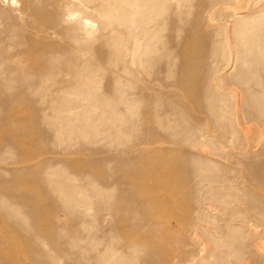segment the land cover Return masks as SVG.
Masks as SVG:
<instances>
[{
  "label": "bare ground",
  "instance_id": "6f19581e",
  "mask_svg": "<svg viewBox=\"0 0 264 264\" xmlns=\"http://www.w3.org/2000/svg\"><path fill=\"white\" fill-rule=\"evenodd\" d=\"M256 3L194 0L192 10L177 12L180 0H0V99L37 101L26 104L22 117L2 107L0 161L16 148L23 163L64 136L83 145L62 152L88 155L63 159L65 173L47 165L34 176L41 162L26 169L33 172L28 178L12 169L16 186L0 177V192L18 191L36 223L57 211L83 221L88 211L76 209L82 202L96 211L112 207L115 225H131V232L149 225L141 231V246L150 251L145 261L264 264V140L253 134L264 128V3ZM101 65L113 66L103 85ZM59 75L56 87L40 89ZM43 124L52 129L36 130ZM100 131L118 137L133 131L140 147L122 150V157L94 156L98 151L88 144ZM110 167L121 172L113 183L125 179L129 186L105 200L100 185L110 180ZM211 206H221L229 219L199 237L194 224ZM7 211L0 200L2 220ZM130 215L148 218L130 223ZM44 228L46 237L13 245L27 264H135L107 246L100 250L93 239L63 240L54 237L52 224ZM7 258L17 264L14 253L0 247V259Z\"/></svg>",
  "mask_w": 264,
  "mask_h": 264
},
{
  "label": "rangeland",
  "instance_id": "374dc122",
  "mask_svg": "<svg viewBox=\"0 0 264 264\" xmlns=\"http://www.w3.org/2000/svg\"><path fill=\"white\" fill-rule=\"evenodd\" d=\"M180 1H181V4L178 6V8H176L177 12L183 11L185 9L192 10V8H194V7H191L194 0H190L188 3L186 2L183 3L182 0ZM254 1H257V3L255 4L256 7L264 3V0H254ZM124 3L120 1L118 2V5H120L121 7V5L122 6L124 5ZM0 6L3 7V4ZM188 19H189V15H188ZM95 24L98 25V22ZM4 35H5V31L0 32V39ZM50 39L57 43L62 42L61 39L56 38V37L55 38L52 37ZM94 47L96 46L94 45ZM2 48L4 49L5 47H2ZM226 53H228V55L231 54L229 49L228 51H226ZM87 55H90V53H88ZM20 60L22 62L25 61V57L20 58ZM91 61L93 64H96V61L94 59H91ZM8 64L9 63L5 65H8ZM112 68L113 66H110L109 68H107L101 65L99 67L98 72H97V75H98L97 78L100 81L101 85H103L106 82L105 80L107 78L106 76L108 75L109 70H112ZM118 68L119 66H117L115 69L119 70ZM228 71H230L228 66L225 67L224 69H221V73H228ZM59 77L60 75L55 76L53 81H50L46 85H41L40 89L43 87L44 88L56 87V80ZM228 86H231V85L228 84ZM35 87H39V85L36 84L34 88ZM175 90L179 92L177 89ZM5 91H8V90L6 89ZM13 100L14 99H9L5 101L1 100L3 101V103H6V104H3L2 102H0V106H1L0 117H2L6 112V110L3 108H11V111L14 113L15 117H22L24 115L23 109L25 108L26 104L27 103L34 104L37 102L34 100H32L33 102L14 100L15 103L14 102L12 103ZM100 123L102 122L100 121ZM35 128L36 130H42V129L51 130L52 129V127H49L48 125H44V124L36 125ZM132 132H129L128 136L125 134L122 135L120 133L119 134V136L121 137L120 138L117 136V134H113V133L112 135H110L112 137L105 136L102 133V131H100L98 134L92 135L90 137V141H89L90 143L88 144V146L98 151L94 156L100 157V156L108 155V156H113V157H119V156L122 157V156H125L123 155L124 153L121 152L122 150H125L127 151V153L131 154V153L138 151L140 147L138 145L135 146V144L137 143V139L135 136V132L133 133ZM260 133H264V128H258L253 131V134L256 137V139L259 137V139H261L262 141L264 140V135ZM68 140H71V142H69ZM82 145H83V140H80V139L75 141L73 138H68L66 136L61 137L59 139L57 138L56 142L54 141L52 143L49 141V142L44 143L43 147L40 149L38 154L37 153L34 154L33 158L28 159L27 161L23 163L19 162L21 152L16 148H8L5 150L4 154L2 153L3 159L2 161H0V177H2L3 179H6L4 181L8 182L9 184L16 186V182H14V180L10 178V174H9L10 170L12 169L24 170L25 177L28 178L30 175L33 174V172L27 171L26 169H29L30 167L40 162L42 163L43 167L38 172H35L33 174L34 176L43 175V172L47 165L54 166V167L55 166L61 167L63 172L65 173L68 171L69 167H65L66 165H63L61 163L63 159H66L72 156L87 157L88 155L86 156L72 155L71 156V155L65 154L62 151H68L71 148L80 147ZM28 150H31V148L28 147ZM110 168H111V173L109 177L110 180L100 185L102 188H105L103 189V191L105 190V195H104L105 200L110 197L112 199L118 198L119 188L121 186L122 188L123 187L126 188V186H129L127 185L125 179H122L119 185H115L113 183V180L116 177L117 178L121 177V172L119 170L114 169L113 167H110ZM112 176H114V178H111ZM226 176L230 179L232 177V173L228 171L226 172ZM74 182L78 183L79 180H75ZM107 184H109V186ZM247 186L252 188L254 191L256 190L254 185L248 184ZM259 194L262 197H264V191H260ZM18 195H19L18 191L0 192V200H2V202L5 203L8 208V211L6 213L7 216L4 218V220L0 218V247L8 248L9 252L14 253V255L16 256L17 264L18 263L27 264V263L24 261V259L20 255V253L23 252V250L20 248L17 249L13 247L15 241L19 240V241L25 242V241L30 240L32 237L44 238L46 237L45 236L46 231L44 227L45 225H51V224L58 232V233L57 232L54 233V237H58L59 239H63V240L80 238L81 243H86L87 240L93 239V241H96L99 243L98 247L100 250L108 251L107 249L109 248L113 249L117 254H124L125 256H130V258L134 260L135 264H163V262H165L166 264H173L172 263L173 259H166V258H161V257H152L151 260L148 259V261H145L146 260L144 259L145 255H148L150 251L147 246H141V240H142L141 233L144 231L143 228L149 225H144V226L141 225V228H139V230L132 231L133 233L129 229L131 225H115V222H117L119 218H117L118 216L113 211L112 207L108 206V207L102 208L99 211H96V209L92 208L90 204H86L82 202L77 206L76 209H78L81 212L88 211V214H86L83 221L74 223L73 213L69 211H57V212H53L50 215L49 217L50 219H42L36 223L34 222L33 215L29 211V205H30L29 202L19 201L18 198H16L18 197ZM28 195L33 196L34 192L30 191ZM67 195L68 194H63L64 197H67ZM75 197L80 198L81 193H76ZM95 200L96 199L94 198V201ZM89 206H90V209L88 208ZM181 207H182L181 205L178 206V210H180ZM215 208L214 206H211L210 208L204 209L200 213V215H202V220L194 224V225H200L198 229L199 237H203L202 231L203 230L205 231L206 229L207 230L211 229V226L215 225L214 223L215 221H217L219 224L221 223L222 225L225 221L229 219L228 212L227 211L225 212V210H223L221 206H217V207L215 206ZM139 213H142V210H139ZM39 215L43 216V211L40 212ZM102 215L103 216L110 215L108 216L107 222H104V223L101 222ZM145 218H148V217L140 218V216L134 217L130 215L127 217V221H129L130 223H134L140 220L146 221ZM149 221L150 222L152 221L153 223L154 221H156L155 223L163 222L164 225H169V223L170 224L174 223L173 219H162L160 217L149 218ZM231 222H233V220ZM16 225H23V226L21 228V227H17ZM259 230H261L260 226L254 228V231L256 233H258ZM138 236L140 237V239ZM259 242H261L262 245H264V239H259ZM133 243H135V247H137L136 250H133L134 248H132L134 246ZM106 246L109 248L106 249ZM260 253L264 255V249H260ZM0 264H15V263L12 262L9 258H7V259H2V260L0 259Z\"/></svg>",
  "mask_w": 264,
  "mask_h": 264
}]
</instances>
